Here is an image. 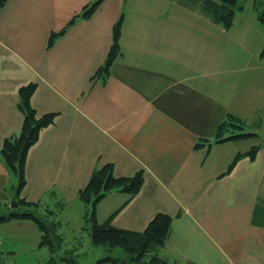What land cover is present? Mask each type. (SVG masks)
Here are the masks:
<instances>
[{"label": "crops", "instance_id": "0c3cea01", "mask_svg": "<svg viewBox=\"0 0 264 264\" xmlns=\"http://www.w3.org/2000/svg\"><path fill=\"white\" fill-rule=\"evenodd\" d=\"M92 1L7 0L0 9V147L21 129V85H36L30 101L38 116L57 113L27 153L22 195L41 203L37 212L51 214L43 210L49 204L80 202L79 190L102 165L112 164L116 177L140 171L144 181L136 195L113 191L96 205L99 223L116 211L114 227L141 232L162 213L172 220L158 250L168 264H264L262 141L215 144V131L209 132L221 114L240 118L257 134L263 126L260 55L240 59L212 41L226 36L225 45L247 53L240 46L256 33L263 50L257 13L244 7L229 30L190 8L167 14L153 8L127 25L124 19L121 56L103 82L90 79L105 62L122 0H103L97 13L77 19L47 48L49 35ZM204 139L211 146L197 147ZM254 146L260 147L254 161L244 157L225 174L237 154ZM10 181L0 160L1 213L16 207ZM18 224L33 225L0 224V235L17 234ZM9 241L5 236L0 242L5 262L17 255Z\"/></svg>", "mask_w": 264, "mask_h": 264}, {"label": "trees", "instance_id": "16d2710c", "mask_svg": "<svg viewBox=\"0 0 264 264\" xmlns=\"http://www.w3.org/2000/svg\"><path fill=\"white\" fill-rule=\"evenodd\" d=\"M197 3L198 8L204 12L217 25L225 30L232 27L236 12L244 10V4L239 0H186ZM7 0H0V9L4 7ZM103 0H98L92 6H85L83 10L72 17L65 27L58 33H51L47 40V48H50L54 40L62 36L77 19H89L100 6ZM257 10L256 8L254 9ZM119 20V19H118ZM257 21L264 27V5L261 11H257ZM122 21H117L112 30V44L108 50L103 66L95 72L90 79L99 78L105 82L109 76L114 62L121 56L120 38ZM260 60L264 63V48L260 53ZM36 90L34 83L21 85L18 88L17 109L23 117L21 129L15 136L6 138L0 147V160L8 171L10 177L17 180V191L14 193L15 208L6 209L4 213L0 211V224L13 221L31 222L39 233L40 240L38 246H46L48 249L49 260L47 264H57L53 259L57 250L61 247V237L56 234L58 223L46 222L43 217L38 216V210L42 207L41 203L29 202L22 191L26 185L25 163L29 149L39 140L41 132L55 123L57 113H45L38 116L35 109L31 106V97ZM260 122L256 125L260 127ZM250 125L233 115L226 114L223 121L216 126L213 143H225L229 141L247 140L258 136L253 132ZM201 143V144H200ZM197 147L202 144L211 146L208 140H201ZM259 146L250 148L244 154H237L225 174L230 172L237 162L242 158L254 161ZM143 173L137 172L132 177H116L113 173V165L105 164L95 169L91 174L86 185L79 190L78 199L83 203L88 211L85 220L89 223L90 242L94 246H99L109 251L119 248L123 255L114 257L110 254L98 260L96 264H119L124 259L129 264H168L158 255V250L163 247L169 236L171 228V217L158 213L148 222L145 229L141 232L124 230L112 225L116 211L111 213L103 222L99 223L96 219V205L103 200L109 193L119 191L133 197L143 185ZM1 208V206H0ZM47 211V210H46ZM48 217L50 213H45ZM87 230V228L85 229ZM68 254V253H67ZM67 263L75 264L71 256L63 257Z\"/></svg>", "mask_w": 264, "mask_h": 264}, {"label": "rangeland", "instance_id": "374dc122", "mask_svg": "<svg viewBox=\"0 0 264 264\" xmlns=\"http://www.w3.org/2000/svg\"><path fill=\"white\" fill-rule=\"evenodd\" d=\"M97 1L98 0H93L90 3L91 4L90 6H92ZM114 1L115 3H118L120 0H112V2ZM239 1L240 3L242 2L244 4L248 12H251L253 11V9L256 8L257 10L255 11V14L257 13V11H261L264 5V0H239ZM122 2H123V6L118 22L126 19V25L127 23L129 24L130 19L141 20L145 16H149L153 14V8L155 9L156 12L159 11L160 14L172 13L179 10H184L186 8H190L191 11L193 12L197 11L196 13H198V11L200 10L197 7L198 6L197 3H191L186 0H122ZM177 3L178 5H180V7L176 6ZM101 4L99 7H101ZM99 9L95 10V12L97 13ZM261 28L264 31V27L261 26ZM255 34L249 33L248 35V37L250 38L249 45L247 44L246 46L243 47L240 46L241 48L247 50V53H244L243 49L241 50L233 49L236 47L232 46L229 48L227 45H225L224 41L227 40L226 36L224 37L222 36L220 40H216V41L212 40V41L219 43L220 45L218 47H223L225 49V52L228 51L227 53H230V51H234L238 53L237 58L240 57V59H246L248 58V56L257 57L262 52L261 51L262 48L259 51V46H261V39L259 40V37H261V35L258 36ZM125 35H127V33H125ZM127 60L128 58L125 57V63H127ZM223 117L224 115L221 114V116L216 119L214 123V128L211 131H209V132H213L212 135L214 134L216 126H218L220 122L223 121ZM201 121L202 119L200 120V122ZM195 127H198V125H196ZM258 131L260 132L258 133L259 138L257 139L262 141V143L260 144H262V148H263L264 123L261 129H258ZM254 142L257 144L256 141ZM262 148L258 154V159L262 157V159L260 160L261 162L264 161V151H262ZM10 186H13V188L15 187L14 188V193H15L18 189L17 187L18 185H17V180L13 176H11ZM84 209H85L84 204H81L80 202H75L71 205H65L63 207L56 206L52 203L49 204V209L46 206L43 208V210L45 211L46 210L52 211L49 217L44 213V211L38 212V214L41 215V217H43V219L46 222L58 223L56 234L59 237H61V242H59L61 244L60 245L61 247L57 250L53 258L57 262V264H71V263H67L64 259H62L63 257H68V256H71V259L74 261L75 264H96L98 260L104 258L108 254L114 257H121L123 255L122 251L119 248H115L109 251L108 249L99 246H94L91 244L89 230H88L89 223L87 222V220L84 219V213H85ZM18 225L20 226V228H18L20 231H18L17 234H14L15 229L12 230L11 227L12 233L8 230H5L7 234L5 233L0 235V242L3 237L8 236L10 239L9 244H11L12 250L17 252V255H15L14 257L10 254L9 255L11 257L10 259H8L7 256L8 261L6 262L4 258H1L0 264H9L8 262H10V264H47L48 260L50 259L48 255V249L46 246L38 247L40 240V239L38 240V237H40V234L39 235L37 234L38 231L37 227L34 224L33 225L18 224ZM86 228L87 230H85ZM32 237L34 239V242L30 241Z\"/></svg>", "mask_w": 264, "mask_h": 264}, {"label": "water", "instance_id": "95a60500", "mask_svg": "<svg viewBox=\"0 0 264 264\" xmlns=\"http://www.w3.org/2000/svg\"><path fill=\"white\" fill-rule=\"evenodd\" d=\"M119 264H129L126 260L122 259L120 260Z\"/></svg>", "mask_w": 264, "mask_h": 264}]
</instances>
